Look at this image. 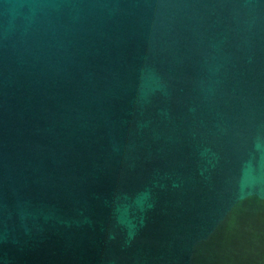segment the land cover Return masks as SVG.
Returning a JSON list of instances; mask_svg holds the SVG:
<instances>
[{"label":"water","instance_id":"water-1","mask_svg":"<svg viewBox=\"0 0 264 264\" xmlns=\"http://www.w3.org/2000/svg\"><path fill=\"white\" fill-rule=\"evenodd\" d=\"M0 264H264V0H0Z\"/></svg>","mask_w":264,"mask_h":264}]
</instances>
